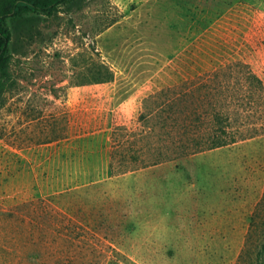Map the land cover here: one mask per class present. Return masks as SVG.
Returning <instances> with one entry per match:
<instances>
[{"label":"rangeland","instance_id":"obj_1","mask_svg":"<svg viewBox=\"0 0 264 264\" xmlns=\"http://www.w3.org/2000/svg\"><path fill=\"white\" fill-rule=\"evenodd\" d=\"M8 25L0 264H35L37 251L75 264L105 251L127 264H238L248 252L240 264H258L264 98L244 93L225 120L244 124L237 144L136 173L105 170L112 128L136 126L149 92L233 63L264 82V0H76ZM73 188L74 202L51 199Z\"/></svg>","mask_w":264,"mask_h":264},{"label":"trees","instance_id":"obj_2","mask_svg":"<svg viewBox=\"0 0 264 264\" xmlns=\"http://www.w3.org/2000/svg\"><path fill=\"white\" fill-rule=\"evenodd\" d=\"M76 0H0V97L6 88V71L11 61L10 47L13 39L8 20L29 13L53 15L57 9ZM246 69V72L241 68ZM108 78H95L106 82ZM244 89V90H243ZM244 93H249L257 105L264 98V82L249 66L233 63L214 71L187 78L180 83L162 88L143 100L137 124L130 127L117 125L110 133V152L105 174L107 177L136 173L145 168L188 158L203 152L231 146L247 138L241 122H225L232 109L245 103ZM82 138L80 141L92 140ZM84 191L88 186L81 187ZM78 190L63 189L51 199L63 204ZM71 199V198H70ZM264 206V199L259 204ZM61 238H64L62 236ZM71 244L72 240H66ZM82 252H79L81 254ZM243 252L238 264L247 259ZM35 264L43 259L46 264H75L70 253L31 254ZM84 257V255H82ZM258 264H264V241L257 253ZM92 264H127L117 254L109 251L94 253Z\"/></svg>","mask_w":264,"mask_h":264},{"label":"crops","instance_id":"obj_3","mask_svg":"<svg viewBox=\"0 0 264 264\" xmlns=\"http://www.w3.org/2000/svg\"><path fill=\"white\" fill-rule=\"evenodd\" d=\"M169 86H172V85H169ZM168 87V86H167ZM163 88H165V87H163ZM162 89V88H161ZM161 89H158V90H156V91H154V92H149L144 98H143V100L146 98V97H148L149 95H151V94H153V93H156L157 91H159V90H161ZM143 100H142V103H143ZM141 108H142V105H141ZM141 110V109H140ZM120 125H123V124H120ZM116 127V126H115ZM115 127H113L112 128V130L115 128ZM98 131H100V129H97L96 131H93V132H98ZM93 134H95V133H93Z\"/></svg>","mask_w":264,"mask_h":264}]
</instances>
